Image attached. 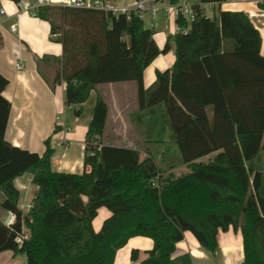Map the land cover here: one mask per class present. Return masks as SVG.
Returning <instances> with one entry per match:
<instances>
[{"label": "trees", "instance_id": "16d2710c", "mask_svg": "<svg viewBox=\"0 0 264 264\" xmlns=\"http://www.w3.org/2000/svg\"><path fill=\"white\" fill-rule=\"evenodd\" d=\"M226 1L197 0L218 8L210 16L197 4L190 26L177 18L189 31L169 35L163 48L137 14L38 11L51 25L52 41L62 46L52 88L65 83V104L75 107V115H82L97 86L136 82L139 110L165 107L190 172L165 177L150 153L143 159L138 149L105 145L109 108L101 95L85 137L83 172L56 171L51 138L42 155L6 141L11 103L2 93L9 80L0 74V211L15 216L10 226L0 219V254L24 255L25 264H114L119 250L142 237L151 247L141 262L139 250H132V263L195 264L179 248L186 234L202 252L216 255L220 234L232 230L243 239L240 264H264V172L252 165L264 151L263 40L248 14L220 9ZM170 51L173 66L158 70L145 88V70ZM25 174L38 188L26 213L15 185ZM102 209L111 216L96 232ZM24 231L29 238L19 245L16 237Z\"/></svg>", "mask_w": 264, "mask_h": 264}, {"label": "crops", "instance_id": "0c3cea01", "mask_svg": "<svg viewBox=\"0 0 264 264\" xmlns=\"http://www.w3.org/2000/svg\"><path fill=\"white\" fill-rule=\"evenodd\" d=\"M110 1L117 4L127 2L126 0ZM259 4H264V0H227L220 6V9L233 12L243 11L249 15L261 32L262 53L264 54V9ZM0 7L6 10L4 18L0 15V74L9 80V85L2 96L11 103L6 141L14 147L42 155L46 150L45 141L51 138V145L55 150L54 169L58 172L80 174L84 168L85 137L92 118L91 115L90 119L84 122L83 113L87 106V112L92 111L93 114L96 97L101 95L109 108L106 129L102 138L103 143L132 149H138L137 146H140L145 154L143 159L148 153L153 156L151 145L159 140H155L151 132L158 125L157 119L154 120V118L160 112L158 110L163 109V105L141 111L138 108L136 82L104 84L97 86L96 90L91 92L89 100L83 105L82 115L77 117L75 107L65 104V83L58 85L55 89L51 85L52 78L60 66L62 46L52 41L49 22L28 13H20L10 1H0ZM217 8L218 6H215L214 9ZM160 20H163L162 17ZM12 25H17V32L11 31ZM159 33L162 45L158 44L156 38L155 40L159 47L163 48L167 37L174 33ZM40 61L48 62L44 69L40 68ZM174 62V51L160 55L145 70V88L148 89L154 84L158 70L170 69ZM15 63L22 64L24 69L18 71ZM93 95L94 100H92ZM61 114L64 115L63 120L60 117ZM56 127H60L61 131L55 133ZM157 138L162 139L159 142H164L163 137L158 136ZM172 159L173 156L168 154L167 160L170 162L167 165L161 166L157 163L164 171L165 177L170 175L180 177L173 170ZM32 180L31 174H25L15 181L21 193L19 207L25 213L27 212L26 204L32 201L38 190ZM110 216L111 213L106 209L100 211L93 223L96 232L101 230L103 222ZM0 218L3 221L8 220L9 213L0 211ZM226 234V236L224 234L219 236L223 250L219 252L223 259L221 263H242L244 259L242 236L232 230ZM190 236L192 235L186 234V239H190L188 243L192 246V255L196 264H217L205 260L206 253L198 249L197 241ZM151 244V240L146 238L131 239L123 249L118 251L114 264H131L132 250L139 248L147 250ZM183 244L184 242L179 246ZM195 251L200 254L195 256L193 254ZM14 258L16 257L13 252H3L0 254V264H6Z\"/></svg>", "mask_w": 264, "mask_h": 264}, {"label": "built area", "instance_id": "2783aa9c", "mask_svg": "<svg viewBox=\"0 0 264 264\" xmlns=\"http://www.w3.org/2000/svg\"><path fill=\"white\" fill-rule=\"evenodd\" d=\"M199 4L197 0H181L177 4H172L170 0H130L128 2L117 4L110 0H20L18 3H14L15 7L20 13H28L33 17H37V13L41 8L59 7V8H72L80 10H96L102 11L112 16L118 17L120 15H126L130 18L133 14H137L145 23L146 16L149 18L145 27L156 31L157 23L162 19H165V30L169 29L166 24L168 20L173 19L176 23V19L182 17L186 23L190 26L196 18L197 11L195 6ZM201 9H210L214 12L216 5L199 4ZM0 15L2 18L6 15L4 7H0ZM212 16V15H210ZM189 26L181 28L176 24V33L187 34ZM13 33L18 31L17 25L11 26ZM16 69L21 71L24 66L20 63H15ZM31 208V202L26 204L27 211ZM25 213V212H24ZM15 221V216L9 213L8 223L10 226ZM29 238L26 231L23 234H19L16 237L17 244H23L24 240Z\"/></svg>", "mask_w": 264, "mask_h": 264}, {"label": "rangeland", "instance_id": "374dc122", "mask_svg": "<svg viewBox=\"0 0 264 264\" xmlns=\"http://www.w3.org/2000/svg\"><path fill=\"white\" fill-rule=\"evenodd\" d=\"M115 1H123V0H115ZM126 1L128 2L129 0H126ZM57 8H59V7H57ZM206 12L209 15H213V13H214V12H211V10L209 8L206 9ZM148 19L149 18L146 16L145 24L148 23ZM166 24L169 27V29H167V30H165V19H163L161 23H159V22L157 23L155 38H156V40L160 46L162 45V40L159 38V34H160L159 32H163L166 34H169V33L173 34L176 30V23L173 19L168 20ZM46 63H48V62L47 61H40L39 62L40 68L44 69L47 66V65H45ZM133 84H135V83H133ZM92 100H94V95L92 97ZM162 108H163V109H161L162 111L159 109L158 111H160V112L155 115L156 118H154V120L157 119L158 125L155 127V129L152 130L151 133L155 137L154 138L155 140L161 141L162 139H158L157 137L158 136L163 137L164 142L155 141L151 145V151H152L153 157L161 166L167 165L170 162L167 160L168 154L173 156V159H172V163H174L173 164L174 165L173 170H174L175 174H177L178 176H182V175L189 173L190 169L182 161V157L180 155L179 149L176 145V142H174V134H173L170 122H169L167 112L165 110V107H162ZM85 109H86V111L84 110L83 117H82L84 122H86L88 119H90V117L92 115V111L87 112V106L85 107ZM60 117L63 120L64 115L61 114ZM153 127H154V125H153ZM137 147L140 151L141 158L145 157V154L141 151V147L140 146H137ZM208 159L209 158L206 157V158L202 159V161H208ZM252 165L255 166L257 169L264 171V151H262V153L260 154L258 159L256 161H254L252 163ZM23 201H24V199H23ZM0 219L2 220V218H0ZM6 221H4V223ZM221 234H223V233H221ZM231 234H232V232H231ZM226 235L227 234H224V236H226ZM190 238H192V236H190ZM233 239H234V237H233ZM188 240H190V239H186L184 244L179 246V248L181 250L190 252L192 255V246L188 243ZM197 245H198V243H197ZM219 245H220V248H219V251L216 255L206 254L205 260L207 262L222 264L221 262L223 259H222V256L220 255L221 253H219V252H223V250H222V244L220 243ZM198 249L200 250L199 245H198ZM138 250L140 252L139 253V262H141L147 257V255L145 253H143V252H145V250H143L141 248H139ZM24 263H25V256L24 255H18V256H16V258L12 259V261L10 260V262H8L6 264H24ZM195 264H196V261H195Z\"/></svg>", "mask_w": 264, "mask_h": 264}, {"label": "bare ground", "instance_id": "6f19581e", "mask_svg": "<svg viewBox=\"0 0 264 264\" xmlns=\"http://www.w3.org/2000/svg\"><path fill=\"white\" fill-rule=\"evenodd\" d=\"M193 254L195 255V256H198V254H200L199 252H193Z\"/></svg>", "mask_w": 264, "mask_h": 264}, {"label": "water", "instance_id": "95a60500", "mask_svg": "<svg viewBox=\"0 0 264 264\" xmlns=\"http://www.w3.org/2000/svg\"><path fill=\"white\" fill-rule=\"evenodd\" d=\"M9 220V219H8ZM8 220L5 222V224H7L8 223Z\"/></svg>", "mask_w": 264, "mask_h": 264}]
</instances>
